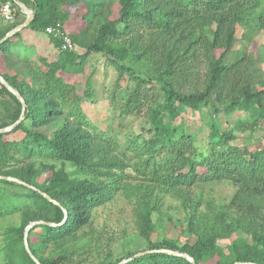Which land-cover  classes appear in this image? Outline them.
<instances>
[{"label":"trees","instance_id":"16d2710c","mask_svg":"<svg viewBox=\"0 0 264 264\" xmlns=\"http://www.w3.org/2000/svg\"><path fill=\"white\" fill-rule=\"evenodd\" d=\"M10 1L16 16L0 23V40L24 21L21 3L33 19L0 42V75L21 96L0 80V129L11 126L0 132V214H21L4 232V264H192L181 253L195 264H264V146L237 133L264 129V68L248 48L264 30V0ZM92 53L115 66L111 100L121 118L142 117L139 129L88 120L78 88L92 84ZM187 109L201 114L196 130ZM235 112L242 118L222 128ZM219 180L236 186L229 203L196 195ZM166 195L185 210L184 241L155 244L151 232L172 220ZM117 197L134 199L149 241L114 258L90 219Z\"/></svg>","mask_w":264,"mask_h":264},{"label":"rangeland","instance_id":"374dc122","mask_svg":"<svg viewBox=\"0 0 264 264\" xmlns=\"http://www.w3.org/2000/svg\"><path fill=\"white\" fill-rule=\"evenodd\" d=\"M1 4L0 1V6ZM28 11L32 14L30 8H28ZM20 16L25 21L27 15ZM2 22H4V17L0 11V23ZM43 44L44 43L41 42L40 45L42 46ZM75 47L79 51L82 50L81 52L84 51V48L78 45H75ZM248 48L257 59L255 63L264 68V30L256 32L253 40L249 42ZM46 49L48 52H53L54 47L52 43L48 48L46 46ZM86 68L89 72L91 70L94 71L92 84L87 87L83 85V87H79L78 90H80L79 92L83 95L82 107L86 112L88 120L102 130L112 129L125 133L128 127L134 130L139 129L142 117L129 115L125 119L121 118L119 115V105L111 100V92L117 77L115 66L112 65L102 53H92L88 57ZM89 72H87V74ZM186 112H189V123L193 125L194 130L198 129L201 121V114L198 111L190 109H187ZM240 117L241 115L239 112L230 113L222 118V124L220 125L222 128H226L225 124L227 121L233 125ZM204 118L206 122L209 121L208 114H206ZM247 120L250 121V118ZM120 122L127 127L121 128ZM237 133L238 136H249L253 142H260L264 146L263 128H257L256 130L247 129L245 132L239 130ZM129 172L133 174V177L137 176L132 167L129 168ZM9 179L14 180L15 178L10 177ZM195 192L204 202L210 200L222 205L230 202L236 192V186L228 180L205 182L196 185ZM162 200H164L163 210L165 213L169 212L172 216V220L168 221V219L164 217V221L151 232V240L155 244H158L164 237L184 241V237L181 234V222L185 217V210L182 208L181 203L171 195L162 196ZM2 202L3 201L0 200V205ZM135 208L136 203L134 199L117 197L113 201L93 209L90 223L105 239L110 238L113 246L112 253L114 258H119L129 251L142 250L148 246L149 239L140 234L138 230L134 216ZM20 221L21 214L18 212L0 214V264H4L6 260L5 252L3 251L4 232L7 226L18 225ZM229 242V239H225L223 245Z\"/></svg>","mask_w":264,"mask_h":264},{"label":"water","instance_id":"95a60500","mask_svg":"<svg viewBox=\"0 0 264 264\" xmlns=\"http://www.w3.org/2000/svg\"><path fill=\"white\" fill-rule=\"evenodd\" d=\"M21 6H22V8H23V10L25 11V13H26V19H25V21H23L22 23H20L19 25H17L15 28H13L10 32H8L1 40H0V42H3L5 39H7L9 36H11L13 33H15L16 31H18V30H20V29H22V28H24V27H26V26H28L29 24H30V22L32 21V19H33V14H31L29 11H28V8L24 5V4H22L21 3ZM0 80L4 83V84H6L7 86H8V84H7V82L5 81V79L0 75ZM9 87V89L12 91V92H14L15 94H17L18 95V97H20L21 98V96L15 91V90H13L10 86H8ZM23 101V100H22ZM11 128V126H9V127H5V128H3V129H0V132L1 131H7V130H9ZM36 222H38V221H35V222H33L32 224H29L26 228H25V236L27 235V232H28V230L30 229V227L33 225V224H35ZM25 244H26V249H27V251L30 253V255L34 258V256L31 254V251H30V249H29V247H28V245H27V243L25 242ZM149 250H146V251H144V252H148ZM143 252V253H144ZM182 255H184V256H186L187 258H189L191 261H192V264H195V261H194V259L192 258V257H190V256H188L187 254H185V253H181ZM35 259V258H34ZM128 259H123L122 261H120L118 264H121V263H123V262H126ZM234 264H242L241 262H235Z\"/></svg>","mask_w":264,"mask_h":264},{"label":"built area","instance_id":"2783aa9c","mask_svg":"<svg viewBox=\"0 0 264 264\" xmlns=\"http://www.w3.org/2000/svg\"><path fill=\"white\" fill-rule=\"evenodd\" d=\"M0 11H1V14L5 20L12 21L15 19L16 10H15V7L13 6V3L10 0H7L1 4ZM46 31L55 32V33L60 34L62 36V33H60V30L58 28L53 27V26H48L46 28ZM63 38L65 41L63 47L73 48L74 44H73L71 38L68 36H64Z\"/></svg>","mask_w":264,"mask_h":264},{"label":"crops","instance_id":"0c3cea01","mask_svg":"<svg viewBox=\"0 0 264 264\" xmlns=\"http://www.w3.org/2000/svg\"><path fill=\"white\" fill-rule=\"evenodd\" d=\"M28 34V33H27Z\"/></svg>","mask_w":264,"mask_h":264}]
</instances>
